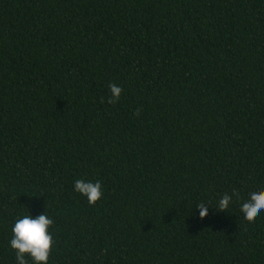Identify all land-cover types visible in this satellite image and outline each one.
I'll use <instances>...</instances> for the list:
<instances>
[{
  "label": "trees",
  "instance_id": "obj_1",
  "mask_svg": "<svg viewBox=\"0 0 264 264\" xmlns=\"http://www.w3.org/2000/svg\"><path fill=\"white\" fill-rule=\"evenodd\" d=\"M257 189L264 0H0V264L41 213L47 264H264Z\"/></svg>",
  "mask_w": 264,
  "mask_h": 264
},
{
  "label": "clouds",
  "instance_id": "obj_2",
  "mask_svg": "<svg viewBox=\"0 0 264 264\" xmlns=\"http://www.w3.org/2000/svg\"><path fill=\"white\" fill-rule=\"evenodd\" d=\"M111 95L107 98V103L115 104L121 96L123 88L115 83L108 85ZM104 102V98H101ZM140 109L136 110L138 116ZM73 190L87 198L89 205H95L103 196L102 186L100 181H85L76 179L74 181ZM240 200V192L233 189L231 195L224 193L218 200L217 207L220 210H227L233 202V198ZM248 199L241 203L240 211L243 213V218L252 223L256 217L264 210V189H257L248 193ZM199 207V216L201 218L207 215V206L204 203L197 204ZM54 220L41 213L34 218L28 214L17 219L12 227V238L10 246L15 250V259L17 264H28L25 256L31 258L33 264H47L49 256L54 244L53 237L48 229L52 226Z\"/></svg>",
  "mask_w": 264,
  "mask_h": 264
}]
</instances>
